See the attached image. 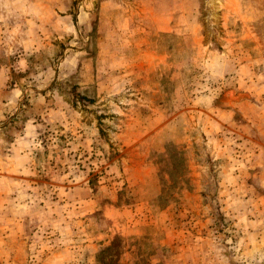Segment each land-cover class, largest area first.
<instances>
[{
    "label": "rangeland",
    "instance_id": "obj_1",
    "mask_svg": "<svg viewBox=\"0 0 264 264\" xmlns=\"http://www.w3.org/2000/svg\"><path fill=\"white\" fill-rule=\"evenodd\" d=\"M0 264H264V0H0Z\"/></svg>",
    "mask_w": 264,
    "mask_h": 264
}]
</instances>
